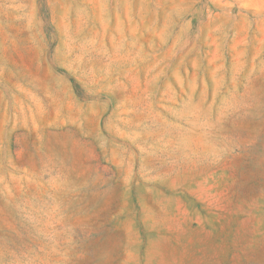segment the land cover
I'll list each match as a JSON object with an SVG mask.
<instances>
[{"label":"rangeland","instance_id":"obj_1","mask_svg":"<svg viewBox=\"0 0 264 264\" xmlns=\"http://www.w3.org/2000/svg\"><path fill=\"white\" fill-rule=\"evenodd\" d=\"M0 264H264V0H0Z\"/></svg>","mask_w":264,"mask_h":264}]
</instances>
